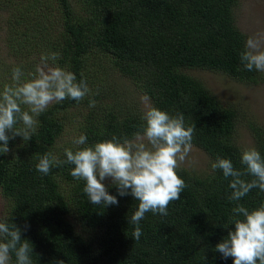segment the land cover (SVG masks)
Instances as JSON below:
<instances>
[{"label":"trees","instance_id":"16d2710c","mask_svg":"<svg viewBox=\"0 0 264 264\" xmlns=\"http://www.w3.org/2000/svg\"><path fill=\"white\" fill-rule=\"evenodd\" d=\"M58 1L63 28L52 46V52L60 53L57 64L79 80L90 47L109 55L153 105L171 115L183 113L186 126L195 127L192 145L206 152L209 169L192 173L182 167L179 175L187 186L180 199L169 204L166 216L146 213L136 240L135 225L129 223L139 203L133 196H120L109 184L119 203L103 208L88 200L85 182L71 176L73 165L54 166L47 175L37 171L39 158L52 152L65 129L68 118L59 112L89 103V98L65 99L38 117L30 141L18 147L17 139H11L10 151L0 154V187L9 200L3 221L15 224L22 238L30 240L33 264H234L233 257L225 259L215 250L235 228L234 223L223 225L229 224L236 203L255 208L264 203V192L254 188L238 202L227 199L231 178L225 179L211 164L220 156L243 169L242 148L234 140L238 111L223 105L185 69L219 71L244 82L258 79V71L246 70L239 59L246 36L234 21L237 0H81L84 10L77 20L71 19L69 0ZM140 117L120 114L115 107L102 116L89 110L78 137L85 134L88 144L113 135L132 137L143 123ZM249 126L253 146L264 155L263 134ZM66 148L76 150L75 145L66 146L55 155L66 159ZM62 183L69 186L67 198ZM70 206L80 225L97 232L93 241L67 219ZM11 264H16L14 253Z\"/></svg>","mask_w":264,"mask_h":264},{"label":"clouds","instance_id":"9594fccd","mask_svg":"<svg viewBox=\"0 0 264 264\" xmlns=\"http://www.w3.org/2000/svg\"><path fill=\"white\" fill-rule=\"evenodd\" d=\"M59 52L42 53L33 69L25 73L21 65L11 69V82L0 90V154H7L9 140L17 136L27 143L37 132L38 117L50 105L65 99L77 102L89 98V107L96 106L94 95L84 74L77 79L74 72L61 67L56 62ZM240 62L248 71L264 73V32L247 37L244 49L239 53ZM142 104L139 129L132 137L113 135L110 139L88 144L85 134L73 140L76 146L64 150L66 159H60L52 152L39 158L36 169L43 175L50 173L54 166L71 164V176L84 181L83 192L88 200L97 206L107 207L118 204L117 196L108 191L104 183L111 179L120 196L131 195L138 201V207L131 215L129 223L135 225L133 238L142 234L140 222L146 213L168 215V206L179 200L186 182L179 175L188 160L194 126H186L183 113L171 115L151 103L150 97H140ZM237 169L230 158L217 156L211 168L222 170L225 179L231 178L227 197L238 202L252 189L264 192V155L254 146L245 147L241 152ZM251 177V179H247ZM228 232L215 246L226 259L234 258V264H264V203L249 209L236 203ZM16 264H33L30 240L22 238L21 229L0 220V264H11V254ZM58 264H64L61 260Z\"/></svg>","mask_w":264,"mask_h":264},{"label":"rangeland","instance_id":"374dc122","mask_svg":"<svg viewBox=\"0 0 264 264\" xmlns=\"http://www.w3.org/2000/svg\"><path fill=\"white\" fill-rule=\"evenodd\" d=\"M69 6L71 19L77 20V16L84 10L83 2L69 0ZM233 16L246 40L249 35L264 32V0H237ZM62 22L58 0H0V90L5 83L11 82L12 67L21 65L25 73H28L39 62L42 53L54 50L52 46L63 28ZM185 71L198 78L223 105L238 111L234 140L242 149L254 145L255 138L250 124L257 126L264 136V73L258 72L255 82H244L219 71L201 68H186ZM83 72L93 93L99 89V95L93 97L96 106L90 108L89 103L82 102L69 107L65 112H59L68 119L52 149L54 154L59 148L74 145L73 140L78 138L79 127L89 110L102 116L115 107L120 114L141 115L140 97L144 94L128 77L120 73L109 55L90 47L85 56ZM16 139L17 146H23V140L18 136ZM208 164L206 152L192 145L188 160L182 167L192 173H204L209 169ZM104 183L106 186L112 184L111 179H106ZM68 188L67 184H60L65 198L69 194ZM8 201L0 187V220L6 215ZM66 217L74 224L77 232L91 241L95 239L97 232L79 224L72 206Z\"/></svg>","mask_w":264,"mask_h":264}]
</instances>
